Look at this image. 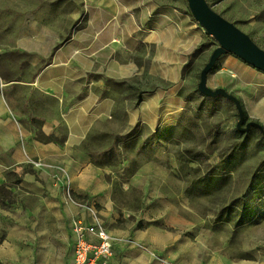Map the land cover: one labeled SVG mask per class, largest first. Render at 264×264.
I'll return each instance as SVG.
<instances>
[{
    "label": "crops",
    "instance_id": "1",
    "mask_svg": "<svg viewBox=\"0 0 264 264\" xmlns=\"http://www.w3.org/2000/svg\"><path fill=\"white\" fill-rule=\"evenodd\" d=\"M174 1L0 0V264L72 263L73 220L87 213L37 160L65 167L74 197L96 202L114 235L176 264H222L208 230L190 236L179 219L143 210L169 183L167 163L124 178L125 164H99L90 150L118 126L174 124L182 66L201 37ZM134 191L137 210L125 198ZM138 244L117 242L108 264H161Z\"/></svg>",
    "mask_w": 264,
    "mask_h": 264
},
{
    "label": "rangeland",
    "instance_id": "2",
    "mask_svg": "<svg viewBox=\"0 0 264 264\" xmlns=\"http://www.w3.org/2000/svg\"><path fill=\"white\" fill-rule=\"evenodd\" d=\"M207 1L264 49V0ZM174 2L189 13L201 33L182 66V107L174 124L115 127L90 141L91 153L102 165L125 164L124 178L145 162L167 163L173 171L169 183L143 210L179 219L175 224L190 236L208 230V251L222 264H264V136L255 127L247 132L237 129L238 110L232 101L199 91L201 71L219 44L195 20L187 0ZM208 84L240 99L245 123L264 126L263 71L228 53L209 73ZM125 198L131 208L140 207L142 198L136 191Z\"/></svg>",
    "mask_w": 264,
    "mask_h": 264
},
{
    "label": "water",
    "instance_id": "3",
    "mask_svg": "<svg viewBox=\"0 0 264 264\" xmlns=\"http://www.w3.org/2000/svg\"><path fill=\"white\" fill-rule=\"evenodd\" d=\"M191 13L195 20L213 36L218 47L214 49L209 61L200 74L198 83L199 91L207 97H225L232 101L238 110L237 129L247 132L252 128H258L264 136V126L256 121L246 122L245 110L238 97L225 88H211L208 84V75L215 67L220 57L232 53L253 67L264 72V49L260 47L252 37L240 29L235 23L223 17L215 11L207 0H187ZM245 124V126H244Z\"/></svg>",
    "mask_w": 264,
    "mask_h": 264
},
{
    "label": "built area",
    "instance_id": "4",
    "mask_svg": "<svg viewBox=\"0 0 264 264\" xmlns=\"http://www.w3.org/2000/svg\"><path fill=\"white\" fill-rule=\"evenodd\" d=\"M33 164L39 168L53 169L56 172L54 178L58 181L63 178L67 199L87 213L85 219L75 218L73 220L75 243L71 264H108L114 255V245L117 242L138 244L131 237L114 235L106 225L96 202L79 201L74 197L70 175L65 167L39 160L33 161ZM138 246L148 251L161 264H176L143 244H138Z\"/></svg>",
    "mask_w": 264,
    "mask_h": 264
}]
</instances>
